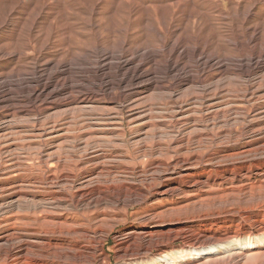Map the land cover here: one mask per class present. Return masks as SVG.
<instances>
[{"label": "bare ground", "instance_id": "6f19581e", "mask_svg": "<svg viewBox=\"0 0 264 264\" xmlns=\"http://www.w3.org/2000/svg\"><path fill=\"white\" fill-rule=\"evenodd\" d=\"M190 3L195 5L196 0H170L162 6H148L144 11L157 9L164 16L167 10ZM249 9L240 13L238 8H234L235 18L237 15V20L239 15L242 17L240 27L228 41H220L227 49H222L219 43L215 50H212L215 44L210 34L203 38L200 30L193 33L198 30L196 21L187 25V30L192 32L190 36L184 30L171 32L174 30L157 21L152 30L146 28L144 34L157 39L154 45L140 43L130 49L126 47L128 41L121 35L123 40L120 39L116 45H101L106 33L113 31L114 18L104 23L96 21L95 25L88 22L90 25L86 31H89L93 42L85 45V50L70 54L69 49L65 52L67 57L61 61L46 62L43 69L39 65L40 70L32 68L18 73L11 80L0 82V111H4L0 113V121L7 117L49 114L57 110L60 114L45 117L47 123L44 126L49 128L39 131L45 138L44 143L52 142L58 132H65L57 117L68 121L66 125H72V120H76L74 115H78L84 118L80 126L86 134H81L77 147L88 148L90 144L87 141L91 140L103 143L111 139L110 142L115 144L113 150L100 149L77 158L72 169L58 161L60 171L44 179V184L51 189L54 186L61 189L52 191V199L41 200L37 207L49 210V215H54L51 219L56 221L63 220L58 215L62 209H71L86 219L91 215L92 222L96 224L92 226L95 227L93 230L103 233L104 222L123 220L128 216L129 207L140 205L147 213L145 227L140 232L130 231L122 236L120 246L123 257L131 252L129 255L134 264H264V154L254 155L264 153V106L260 104L264 96V27L260 29L259 37L247 32L244 26L250 20ZM234 16L232 19L236 20ZM38 19L37 16L35 22ZM190 19H196L193 13ZM172 40L175 42L171 44ZM180 47L183 52L179 51ZM21 53L14 51L9 56L21 59ZM258 75H261V82L253 85L251 79ZM230 78L248 81L241 95H235L236 91L223 84ZM150 92L154 94L147 96ZM156 95L171 101L174 115L167 117L171 119L153 118L154 104L150 101ZM233 98L252 105L254 116L246 114V111L236 113L238 109L235 108V117L227 119L226 111L222 110L226 105L218 103V100ZM69 106H75V109L66 110ZM245 114L247 120L243 119ZM92 116H98L97 120L87 119ZM5 124L0 125V142L20 128ZM239 124L247 125L248 140L236 149L234 145L239 141L231 145L224 144L222 140L233 135L228 126ZM42 125L40 127H44ZM139 125L152 127L155 131L135 135L134 142L142 144L143 151L149 149L146 143L149 139L152 150L170 153V157L153 159L149 174L140 177V174L127 171L125 157L117 150L125 138L121 126L132 130ZM223 127L228 129L219 134L214 132ZM2 145L4 143H0ZM11 148L4 147L0 155L4 151L10 152ZM207 149L212 151L201 156L200 152ZM48 163L44 161L45 165ZM127 176L135 179L131 181ZM66 186L71 192L64 189ZM20 191L15 190L13 198L0 202V214L21 210L25 197ZM168 213H172L171 225L167 229L157 227L161 216ZM3 223L7 228L11 226L7 221ZM89 233L87 231L83 236L87 244L92 239ZM138 240L142 241L138 251L125 247ZM5 242L9 243V239ZM46 245L51 248L52 242L47 241ZM32 247L34 243L30 244V241L19 247L11 245L4 256L13 264L28 262L30 258L27 257L30 256L27 254ZM99 250L108 262L103 243ZM149 254L153 257L150 263ZM82 257L77 264L94 263L93 259ZM46 260L42 258L35 263L48 264Z\"/></svg>", "mask_w": 264, "mask_h": 264}, {"label": "rangeland", "instance_id": "374dc122", "mask_svg": "<svg viewBox=\"0 0 264 264\" xmlns=\"http://www.w3.org/2000/svg\"><path fill=\"white\" fill-rule=\"evenodd\" d=\"M169 1L170 0H0V82L8 81V79L11 80V78L18 73L31 71L32 68H38L40 70L41 67L43 69L46 62L56 63L61 61L67 57L68 54H65V52L69 49H71L69 52L70 54L80 53V50H85L86 48H84V46L93 42L91 37H89V31H86L87 26L90 24L95 25L96 21L100 20L104 23L108 19L114 18V32H107V37L102 38L101 45L110 47L116 45L120 39L123 40L124 38L128 41L126 44L127 48L129 46L128 49L134 48L140 43H146L150 46L154 45L157 39L155 37H145L144 34L146 28H153L157 21L161 24L164 22L162 25L165 24V28L174 30L171 32H182L184 30L186 34H188L187 36H190L192 33L187 30L189 23L196 21L198 23V28L196 29L198 30H195L193 33L200 30V34L203 38H206L210 34L215 44L212 50H215L216 44L219 43L222 49H227V46L222 45L224 43L220 41H228L240 27L239 23L241 22L240 19H242L241 15H239L240 18L238 17L239 21L237 20L238 15L235 18L233 13L234 8H238L239 12L241 11L242 13L247 12L248 9L251 8L249 9V15H251L249 17L250 20L246 21L247 23L244 26L249 34L259 37L261 32L260 29L264 27V0H196L195 5L192 3L188 5L181 4L179 7L167 10L164 16L162 12L157 9L153 10V12L144 11V8L148 6H162ZM91 12L94 13L92 14ZM95 13H98V15ZM192 13L196 17L194 20L190 19V14ZM9 14L11 15L9 16ZM232 15L236 20L232 19ZM37 16L41 19L35 22ZM88 22H90V24ZM122 25L128 28L126 27V29L122 27ZM148 25L149 27H146ZM6 26L7 28H5ZM125 34H127V37ZM120 35L123 36V38H120ZM174 42L175 41L172 40L170 43L172 44ZM45 48H47V50ZM77 48L79 50H77ZM14 51L17 52V54L23 51V54L21 53L23 57H21V59H18L17 56L15 58L10 57V54ZM179 51L183 52L182 47L179 48ZM38 57H41V60ZM37 60L40 61L38 62ZM37 62L38 64L36 65ZM39 65L41 66L39 67ZM261 75H258L259 77H253L251 83H254L253 85L260 83ZM223 84L233 92L236 91L234 93L235 95H241L244 88L248 86V81L230 78L225 79ZM153 94V92H150L147 96ZM150 102L154 104V112L152 113L154 119L166 118L165 120H169L171 119L170 117L174 115L172 112V105L170 104L171 101H167L163 99V97L156 95ZM218 103L226 105H224L225 107L223 106L224 108H222V110L224 109L226 111L224 114L228 117H226L227 119L235 117V108L238 109L236 113L242 114L246 111V114H250L252 117L254 116L252 105L242 103L239 99H220ZM260 104L264 106V96L261 97ZM73 109H75V106L66 108V110L70 111ZM1 112L4 111H0V113ZM53 113H57L56 115L60 114L57 110H52L49 114ZM49 114H33L31 116L16 118H9L5 115L7 118L0 121V125L6 122V124L10 123L14 126H20L19 129L9 133V135L0 142L4 143V145L0 146V150H4L3 148L6 146L12 147L10 152L4 151V153L0 155V202L13 198L15 190L19 189H21L20 192H22V197H25L24 200L21 197V201L23 200L24 202L22 203L20 211L9 213L6 211L0 214V264H13L11 260H8L6 256H4V252L8 250L11 245L19 247L29 241L30 244L34 243V247L29 248V255L27 254V256H30L27 258L30 259L28 262L23 261L19 264H36L35 260H41L42 258H46L48 264H77L76 262H78L80 260L79 258L82 256L84 259H93V264H134L132 263L133 258L130 256L131 252H128L130 254H128L129 256L126 255L127 257H123L120 246L123 240L121 238L122 236L128 234L130 231L140 232L145 227L146 223L144 220L147 218V213L145 212V208H142L140 205L129 207L128 216L123 220L115 219V221L108 220L104 222L102 226L103 233L93 230L95 227L92 226L96 224L92 222L91 215L86 219L71 209H62L58 211V215H60L63 220L56 221L51 219L54 215H49V210L42 209L40 206L37 207L41 200L52 199V191L61 189L56 186L51 189V187H47L44 184L46 182L44 179L60 171L61 167L57 166L58 161L62 164L64 163L69 169H72L73 163L77 158H81L88 153H94L100 149L110 151L113 150L112 148L115 146V144L113 145L110 142L111 139H108L103 143L92 140L87 141V143L90 144L88 148H85V146H81L80 148L77 147L78 140L82 139L81 134H86L85 129L80 126L84 118L78 115H74L76 120H72V125H66L68 121H62V117H57L59 125L64 126L65 132H58V135L52 142L44 143L45 138L39 131L49 128L47 125L44 126L47 123L46 118ZM246 114L243 116L245 120H247ZM168 116L170 117L167 118ZM196 116L199 115L196 114ZM97 118L98 116H92L87 119L91 121L97 120ZM40 125L44 127H40ZM228 128L233 131V135L228 139H223L222 142L224 144L228 143L234 145L239 141L240 143L234 145V147L236 149L241 148L244 142L248 140L246 139L248 136L246 130L247 125L242 126L239 124L234 127L228 126ZM228 128L223 127L214 132L219 134ZM121 130L125 138H123L124 142L122 141V144L117 146V150L124 155L125 165L129 173L133 172L135 174H140L139 177L146 176L147 173L149 174L151 168H149V166L153 162V159L170 157V153L167 151H165L167 153H158L154 151L155 149L152 150V142H150L149 139L146 141L149 147V149H147L148 151H143L141 147L142 144L137 145L139 144L137 143L138 141L136 143L134 142L136 141L134 140L136 134L144 135L146 133L145 135H147L155 132L152 127L139 125L131 130L127 126H121ZM85 138L88 137L85 136ZM164 143H167L166 139ZM57 147H60L59 150ZM209 151L211 152L212 149L203 150L200 152V155L204 157ZM262 154L264 153H255L254 155L260 156ZM48 156L52 158H48ZM44 161H48V165H45ZM127 179L133 181L135 178L127 176ZM11 189L14 190L12 191ZM64 189L67 190L68 193L71 192L69 186H66ZM170 216H172V213L161 216V222H163H157L158 224L156 226L167 229L171 225ZM5 221L11 224L9 228L3 223ZM87 231H90L91 234L89 233V236L93 239H89L88 244L86 241H83V236ZM6 239H9V243L5 242ZM156 240L158 239L156 238ZM47 241L52 242L51 248L47 247ZM139 242L142 245V241L138 240L136 242H130L125 245V247L130 250L137 249L136 251H138ZM101 243H103L104 252L109 258L108 262L105 260L106 258L103 253L99 250L101 248ZM154 253L155 252H153V254ZM151 254L148 255V258H150L149 263L153 259V257H150Z\"/></svg>", "mask_w": 264, "mask_h": 264}]
</instances>
